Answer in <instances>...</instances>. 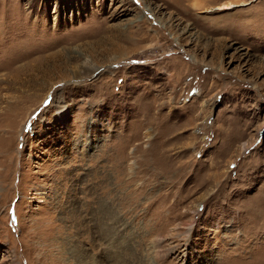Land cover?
I'll return each instance as SVG.
<instances>
[{"label": "rangeland", "instance_id": "1", "mask_svg": "<svg viewBox=\"0 0 264 264\" xmlns=\"http://www.w3.org/2000/svg\"><path fill=\"white\" fill-rule=\"evenodd\" d=\"M0 264H264V0H0Z\"/></svg>", "mask_w": 264, "mask_h": 264}, {"label": "bare ground", "instance_id": "2", "mask_svg": "<svg viewBox=\"0 0 264 264\" xmlns=\"http://www.w3.org/2000/svg\"><path fill=\"white\" fill-rule=\"evenodd\" d=\"M197 1V0H196ZM226 8H231L230 6H223V7H219L218 9L219 10H223V9H226Z\"/></svg>", "mask_w": 264, "mask_h": 264}]
</instances>
